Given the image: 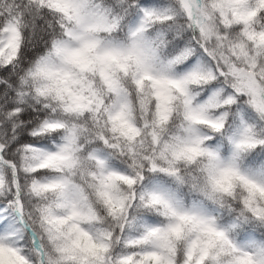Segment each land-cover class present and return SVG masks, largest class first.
I'll use <instances>...</instances> for the list:
<instances>
[{"label":"snow or ice","instance_id":"obj_1","mask_svg":"<svg viewBox=\"0 0 264 264\" xmlns=\"http://www.w3.org/2000/svg\"><path fill=\"white\" fill-rule=\"evenodd\" d=\"M0 264H264V0H0Z\"/></svg>","mask_w":264,"mask_h":264}]
</instances>
